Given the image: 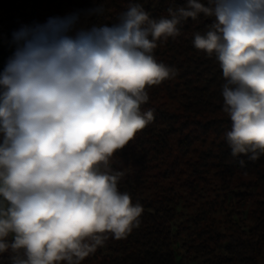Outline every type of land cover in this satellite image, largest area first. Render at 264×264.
I'll list each match as a JSON object with an SVG mask.
<instances>
[{
  "label": "clouds",
  "instance_id": "9594fccd",
  "mask_svg": "<svg viewBox=\"0 0 264 264\" xmlns=\"http://www.w3.org/2000/svg\"><path fill=\"white\" fill-rule=\"evenodd\" d=\"M102 13L12 33L0 72V254L11 264H82L141 226L143 206L119 189L112 159L154 120L141 110L149 89L177 76L154 50L188 18H211L192 44L222 69L231 156L242 168L264 156V0H186L159 19L129 4L110 25H84Z\"/></svg>",
  "mask_w": 264,
  "mask_h": 264
},
{
  "label": "trees",
  "instance_id": "16d2710c",
  "mask_svg": "<svg viewBox=\"0 0 264 264\" xmlns=\"http://www.w3.org/2000/svg\"><path fill=\"white\" fill-rule=\"evenodd\" d=\"M207 5V0H202ZM186 0H0V72L14 52L12 33L22 25L44 23L49 17L77 10L103 8L102 14L84 20L86 27L111 24L129 4H140L152 18L167 15L169 7ZM211 18H188L175 40L158 42L154 55L177 70L174 79L149 89L142 111L154 110V120L118 156L137 166L135 179L121 191L143 206L141 226L123 240L109 239L82 264H181L178 237L195 264H257L264 260V156L239 165L230 154L225 133L230 119L223 113L222 69L192 44L194 33H203ZM242 158V157H241ZM164 166L149 182L145 177ZM140 184L145 187L139 188ZM181 189L185 194L181 195ZM183 199V200H182ZM192 212L189 226L174 223L180 205ZM247 213L245 218L242 214ZM11 253L0 254V264H11Z\"/></svg>",
  "mask_w": 264,
  "mask_h": 264
},
{
  "label": "rangeland",
  "instance_id": "374dc122",
  "mask_svg": "<svg viewBox=\"0 0 264 264\" xmlns=\"http://www.w3.org/2000/svg\"><path fill=\"white\" fill-rule=\"evenodd\" d=\"M112 168L114 171L119 170V171H124L125 175L123 176V178L121 179V181L119 182V189H121V187L127 186L130 184V182H132L133 179H135V174L137 171V166L133 165L132 163H126V162H122L121 159L118 156H114L112 159ZM164 170V166L161 167H156L154 169L151 170V172H148V174H146L145 177V187L144 184H140L139 188L142 189L144 191L143 196L144 197H154V195H150V191H149V182H153L155 178H153L152 175H154L155 173H158V171H162ZM181 195L185 194L184 190L181 189L180 191ZM183 200V199H182ZM181 208V214L180 217H178V219L176 220V222L174 223V231L176 232V228L177 226H189L191 227V223L189 222L190 219V215H191V208L187 205V204H182L180 205ZM247 213L242 214V218L247 217L246 216ZM186 239L185 237V232L178 237V244L177 246V252H178V259L179 262L181 264H195L196 262L193 261V255L190 253H187L186 247L183 245L184 240ZM257 264H264V260L262 259H258Z\"/></svg>",
  "mask_w": 264,
  "mask_h": 264
}]
</instances>
